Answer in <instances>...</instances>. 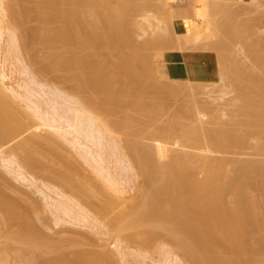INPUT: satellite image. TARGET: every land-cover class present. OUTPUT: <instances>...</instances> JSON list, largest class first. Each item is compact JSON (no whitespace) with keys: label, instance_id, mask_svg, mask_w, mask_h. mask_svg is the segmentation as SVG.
<instances>
[{"label":"bare ground","instance_id":"1","mask_svg":"<svg viewBox=\"0 0 264 264\" xmlns=\"http://www.w3.org/2000/svg\"><path fill=\"white\" fill-rule=\"evenodd\" d=\"M215 1H217L216 2L217 4L221 2L220 0H215ZM211 2L212 0H210V2L209 0H195L190 11H187L186 9H184L183 14L185 16L184 23L186 26V32L184 33L177 32L178 35L177 34L176 35L178 37L177 36L176 37L178 38V40L175 39L176 38L174 36L175 34L173 35L175 38L170 36L172 38L170 42H173V44H176V43L180 44V42L182 41L184 42V40L186 42L188 40L189 42V39L190 40L193 39V42H195L197 40H194V38L197 39L196 37L203 36V35L206 36L207 33L210 34L209 31L214 32L215 29L213 31V28L211 27L212 25H214L213 23H211L213 21V18L212 19L210 18L212 16L211 15L212 10H210ZM136 4H137V0H0V23L5 25L3 27H0V39H1V36L4 35L3 34L4 29H6V27L12 23L13 17H16V18L18 17L19 22L20 21L23 22L21 23L23 25L24 21L26 20L29 21L31 19L30 16L35 15L36 16L35 18L38 20L37 22L39 25L34 30L35 35L33 36L34 37L36 36V38H38L41 41V44L42 43L46 44L50 49V50L48 49L49 54L45 57L44 67L46 68L47 71L49 70L51 72L56 73L57 75L59 73L60 76L62 75V73H64L61 76V77H64L62 79V82L63 80L69 81L80 91V95L78 97L75 96L74 99H71V98L63 99L62 97L63 103L65 105L68 104L67 105L68 109L67 110L64 109L65 111L63 112H61L62 111L61 108L64 105L62 101L59 102L60 100L57 101L51 98L50 102L53 105L52 109L54 110V114H51L50 116V112L46 111L47 114H49L48 120L51 124L56 125L60 119L62 120L64 119L72 126V128H74L78 132V134H80V137L83 136L86 140H91V139H88L91 136L90 133L93 134V132L94 133L98 132L101 135L100 137V135L98 134L99 135L98 137H100V140H97V142L99 141V143L101 142V140L104 139V137L107 134H114L113 133L114 129L112 130V126L118 127L119 125L118 118L120 117L125 118V125H129L130 127H133V129L130 130V132L132 131V136H135V137L131 136L132 139L128 137L129 140L126 141L127 145H125L124 147H127L130 150L131 155L133 156L134 167H136L137 169V175H139L140 178L142 176L141 181H142L143 187L134 194L133 201L134 200L135 201L134 202L132 201L131 203H129L132 205L122 210L121 207L118 206V204L120 205L121 201H123L124 199H128L125 196L119 195V196H113L110 198L106 197L108 199L100 198V196L102 195L101 193L102 190H100L101 192H98L96 188L98 184L94 185L96 184L95 182L91 183L92 181L91 179H90L91 181L88 182L89 179L84 177L85 181L87 180L86 183L84 181H80V179L75 180L74 178H77L78 176L74 177L71 170L68 169L63 172V171L56 169L55 166L52 165L51 169L47 170V180H49V182L42 183V185L46 187L47 190L49 189V191L51 190L52 192H55L54 194L57 195V198L52 197L54 202H51L50 204L55 208V210H59V212L60 210H62L63 215L68 217L67 219V218H62L59 216L60 218H58V222L63 221V222L71 223V221L74 220L80 224L83 223V225L89 224V226L91 227L92 226H97V227L105 226L106 227L107 225L106 222L104 223V221H102L103 217L108 213H109V216L115 215L116 213L114 214V211H117V209H119L120 207L119 209L120 211L118 210L119 212L115 216H111L112 225H115V227L113 228V231L117 234V236H121L123 232H125L126 230L130 231V229H133V230L135 229L134 230L135 232L133 231L134 233H131L130 240H142L146 244H150L155 238L157 237L159 238L160 235L167 234L168 235L167 237L172 241V245L174 244V247H176L178 250L182 252L188 264H262V263L264 264V257H263L264 255H262L261 257H259L260 255L257 257H255L256 255L254 257H249V256H252L251 254L253 255L254 254H264V238L262 237L263 239L261 238L260 240L259 237H257L259 241L255 240L257 241V243H255L254 241V244H252L253 242L250 243L247 241L248 235L250 236V234H256L259 231L260 224L258 223L257 218H255L253 212L250 210L249 206H247L248 203L246 201V196H245V191H246L245 186L246 185L244 183L245 181L243 180V177L245 176V174H247L249 170L248 168L253 169L259 175L260 180L262 181L261 185L259 186L264 191V185H263L264 162L260 164H256L254 166V165H251L250 163H247L246 161H242L234 157L232 158V156L228 157L226 155L227 157H224L225 154L233 152V149H235L233 146H235V144L236 146L238 144V146L240 147L241 144H244L246 142L247 138H245L244 136L247 133L243 136L242 135L243 133L239 134L238 132L234 130V127L233 129L228 128V127H226L225 129L224 127L223 129L221 128L215 129L216 126L212 128L211 126L212 124L209 125L210 122H208L209 123L208 126H211V128L208 129L206 122L210 119L208 120L205 119L206 120L205 122L202 121L204 120V116L201 114L202 112L200 113L201 120H197L194 117H192L196 114L194 113L191 116V112L193 113V111H190V110H192L193 107L192 108L189 107L190 110L187 109L186 107L185 109L190 111V112L188 111L190 113L189 115L194 120H197L196 123L194 124H192L191 122H187L186 120H188L189 117L185 119L186 118L185 115H184V118L183 117L181 118H183L184 121H186L188 124L182 121L183 119L182 120H180V118L178 119L177 117H179L180 114L176 118H172V119L170 118L167 123H164L162 121V115L163 113L166 112V109H165V106H163V104L161 103L162 101L160 102L159 100L160 96L162 97V95H165V94L168 95L167 93L171 91L172 89L173 90L176 89L175 92L173 90L171 91L173 95H175L178 91L180 92V90L184 91V87H182L184 85L179 84L182 80L171 79L169 76L168 78H164L160 80V78L164 77V75H162L163 67L161 70H159L161 67L158 66L159 72H158V76H156L157 72L155 70L152 71L153 65L152 66L148 65V64H152L154 60H151L152 57L151 58L149 57L150 58L149 61L151 63L147 61L148 57L146 54L148 53L146 52L147 50L144 45H147L149 42L156 44L155 43L156 41L155 40L152 41L150 38L155 36V39H156V37L158 36V38L160 39L161 37H159L158 32H155V34L153 33L152 35L154 36H150V38H147V40L143 41L142 44L139 43L140 44V45L138 44L139 47L137 45L135 46L132 44L131 41H135L137 39L136 38L135 40H131V38H133V36L131 35L135 33L132 26L135 23L137 24V22H135L136 20L134 21V19L138 20V18L136 17L134 18L133 15H135L136 11L138 12L144 9V8H141V6L138 4L137 6H139L138 8L140 9L136 8L138 10H134L135 7L133 8V6H135ZM147 6H149V4ZM154 7L156 10L158 6L154 5ZM182 7H186V6H182ZM173 8H176V6L172 7V9ZM131 9L134 14L130 12ZM165 10H167L165 11V13L167 12L170 15V11L168 12V10L170 9L167 8ZM190 13H192L193 15L190 16L189 15ZM137 14H139V12ZM145 14L146 13H143L144 16ZM5 15L10 16V18L8 20H5L4 19ZM169 15L168 16L166 15V16L169 17ZM144 16H143V20H144ZM168 24H167V28H168ZM147 25H150V21H149V24ZM141 26L142 25L140 24V27ZM170 26L172 25L169 24V28H168L170 30V31L168 30L169 33L172 31L171 30L172 27L170 28ZM133 27H135V25ZM163 27L164 26H162V28ZM26 29H27L26 33H28L29 28L26 27ZM17 30H15L12 34L13 38L11 37L12 43L10 46L11 48L10 52L12 51L11 54L15 57L21 55L22 50L24 48V43L27 42V40L25 41V39L22 38V35L20 33L21 30L19 32ZM23 30L25 29L23 28ZM132 31L134 32L132 33ZM213 34L217 35V33H213ZM220 35L221 34H219V36ZM36 38L35 40H37ZM167 38L170 39L169 37ZM210 38L212 37L210 36ZM148 39H150L151 41L147 42ZM174 40H176L177 42ZM38 41H37V44H39ZM161 41L162 40H160L159 42ZM202 42L204 41H201V43ZM225 42L228 43L227 40ZM191 43L192 42L190 41V44ZM250 43H249V47H250ZM258 43H261V42H258ZM256 44H257V41H256ZM122 45H124L125 47L126 45L129 46L128 49L124 47L127 51L123 50L124 52H122V49H121L122 47H120ZM213 45L215 47L217 44L215 45L213 42ZM192 46L194 45L192 44ZM226 46H225V49H226ZM174 47L175 46H172L170 50L173 49ZM209 47H210L209 44H208V47L205 46L206 49H208ZM118 48H120V51L118 50ZM211 48L214 50L213 47ZM220 49H217L216 51H219ZM144 50L146 54L144 53ZM35 51L37 52V50ZM32 53H33V50H32ZM161 53H162L161 51L160 53L158 52L160 56H161ZM223 53L225 54V52ZM223 53L220 55L218 52V56L220 55L219 58L222 57V59L226 62V59L223 58L224 56H222ZM41 54L43 55V53ZM145 55L147 57L146 59H145ZM226 58H227V55H226ZM231 59L229 58L228 60L231 61ZM223 60L221 63L224 68L228 62H226V65L224 66ZM236 61L241 62L240 59L239 60L237 59ZM159 62L162 63L161 60ZM157 64L161 66L163 63L162 64L157 63ZM157 64L155 66H157ZM237 64L239 65L240 63H237ZM140 66L143 68H141ZM155 68L157 67H154V69ZM232 68H230V70H232ZM234 69L235 68H233V70ZM3 72H0V145L9 144V146H11L12 149L14 148V149H18L21 151L20 158H13V157H11L10 159L5 158L6 161L8 160V162H6L5 160L3 161L7 164L9 163L10 165L12 164L13 166H15L13 169L16 170L17 173H19L23 177L22 179L23 181L26 180L27 182L28 181L34 182L38 180L36 179L37 177L36 176L34 177V174L32 175V173H28V172L30 170H33L35 172L38 170L37 167L39 166L41 167L43 165L42 161L40 160L42 159L40 156L45 155L44 150L47 149L46 145L51 143L50 141L53 138L51 140H49L50 139L49 137H47L49 139L43 138L40 135V131H41L40 127L38 125L34 126L33 122L27 119L28 117L27 115L23 116L25 114L24 112H21L24 114H20V111H17V109L15 108L17 104L15 107L13 105L14 98L19 97V96L22 97L23 94L17 89H15L17 87H14L12 85L11 86L14 88L12 87L10 88L13 94L14 93L15 94L10 96L8 93L5 92V89H4L5 85L7 86L10 85V83L9 85L6 84L8 83L6 81L9 80L10 77L8 74H5ZM24 72L25 74H29L28 73L29 71L24 70ZM159 73L161 74L159 75ZM165 73L166 72H164V74ZM233 73L235 74V72ZM154 75L156 77H159V79L158 78L156 79ZM161 75L163 77H161ZM222 75H224V73ZM60 76L58 78H61ZM32 78H33L32 81H34V77ZM220 79H222L221 76H220ZM156 80H160L161 82L159 81L160 83H157ZM169 80L174 82L175 84L171 85ZM224 80H225V77H224ZM240 82H242V79L241 81H239V83ZM34 83L38 84L36 81ZM188 84H190L189 87L191 88V83H188ZM245 85H248V84H246L245 82L244 86ZM199 86L201 87V85ZM244 86H242L241 88H243ZM23 88H25V86ZM260 88H263V87H260ZM201 89L202 88H200V92H201ZM205 89L207 88L205 87ZM25 90L28 93L27 102L30 104L31 107H33L31 104L33 105L36 104V101L33 98L36 96L38 91L32 86L28 88L26 87ZM186 90L188 91V94H189V91L190 93L194 91V89L193 91L192 89H189V90L186 89ZM212 90L210 92H212ZM185 91L183 95L187 96V92L185 94ZM202 91H206L204 90V87ZM214 91L216 92L217 90L214 89ZM243 91L245 92L246 90H243ZM180 93L182 94V92ZM201 93L206 94L205 92H201ZM207 93H208V90H207ZM118 94L120 96H118ZM150 94H152V96ZM121 96L125 97V98L122 97L123 103L126 106L131 108V110L129 109L130 112H127L126 117L122 116L123 114L122 115L120 114L121 112L120 109H122L123 104L121 107L119 106L120 115L118 114V110H116L117 108H114L115 106L119 105V103H121L119 102L122 99ZM147 96L148 97L150 96L153 99L150 100L151 98L149 97L150 101H145L144 99ZM208 96L211 97L210 94ZM243 97L246 98L245 95ZM185 98L188 100L187 97ZM213 98H216V97H213ZM262 99L264 98L262 97ZM200 100H203V99H200ZM226 102H228V99ZM86 104H88L87 107H86ZM229 104L231 105V103ZM89 106H91L90 110L87 109ZM262 106H263V103L261 104L260 108H264ZM18 108L20 109V107ZM38 108L39 106L37 105L36 109ZM173 109H174V106H173ZM228 110H226L225 113H227ZM204 111L205 110H203V113ZM261 111H263V113L261 112L262 114H260L259 112H258L259 114H257V112H254L256 113V115L253 117H256L257 115L262 116L264 114V109H262ZM183 113L184 112H181V114ZM139 114H143L144 116L143 115L139 116ZM204 114H205V118H210V117L212 118V116L207 117L206 111ZM197 115L198 117H200L199 114H196L195 116ZM246 115L248 114L246 113ZM25 117L27 121L25 120ZM262 118H264V116H262ZM262 118L260 119L262 120ZM260 119L258 120L260 121ZM75 120H78V121L75 122ZM164 120L165 122L167 121L166 119ZM201 121L204 126L200 123ZM251 121L252 119L248 118V122H251ZM28 122L29 123L32 122L31 125ZM227 122L228 121H226V123ZM211 123H214V122L212 121ZM232 123L234 122H231L230 124ZM200 124L203 126V128L207 126L205 127L206 130H204L205 128L203 129ZM254 124L256 125V123ZM32 125L37 129H35ZM177 126L181 127L179 130V133L184 138V141H187L190 144H193L191 149H186V145H182V147L180 148L171 147V146H161V145L158 146V144L155 145L156 143L155 144L145 143L146 141L143 142L142 140H140L141 138L145 136H149L151 139L155 141L157 139V143H158L159 137L160 139L162 138V140L165 141L164 143L169 142V140L172 137V134H174V132L178 130ZM236 130L239 131L238 128ZM114 135L116 136V134ZM256 135L257 134H255L254 136ZM76 137L78 138L79 136H76ZM262 137L264 138V136ZM97 142L94 144H98ZM80 143L84 144V142H80ZM123 143L125 144V142ZM260 143L257 147H255L257 148L256 151H259L258 153H260L261 151L264 152V143H261V145ZM175 146H178V145L176 144ZM217 146H219L220 151L221 149H223V151L221 152L222 154L224 152V156L215 157L216 155H214V157H212L213 155L212 152L219 150V148L216 149ZM212 148L213 149L215 148L216 150L213 151ZM58 149L56 150L60 151ZM64 152L66 151H63L62 153ZM209 152L212 155H210ZM60 153L58 155H60ZM48 157L51 163L53 162V164L55 165L57 164L59 166L60 163H58L57 158L51 157V156H48ZM94 159L100 165H102L101 161L105 160L102 157L101 159L97 158V156H94ZM108 170L111 172V169L107 168V170H105L106 173ZM80 171L78 173H80ZM109 171H108V176H107L108 179L110 178V175H111ZM82 176L83 175H81V177ZM55 180L60 181V183H62L63 185L69 184L71 188L75 189L78 192V194H81L85 196L86 198L84 199L81 198L78 201L66 195L67 193L65 194L63 191H60V189L53 188L52 187L53 184L52 185L50 184L53 181L55 182ZM87 182L89 184H87ZM115 183L118 184V186L121 185V182L119 181V179H118V182L115 181ZM69 185L67 188H69ZM64 186H67V185H64ZM99 188L101 187L99 186ZM68 190L70 191L72 189H68ZM75 190L74 192H76ZM116 190L122 192L120 187H118V189L116 188ZM227 190H231V191H227ZM226 191L228 193L234 192L233 193L234 195L232 196L231 199H226L225 197ZM99 193H101V195ZM103 195H104V192H103ZM91 196L92 197L96 196V198L94 197L95 200L93 199L91 200L90 199L92 198ZM97 197L99 198L97 199ZM130 197L132 198V195ZM96 199L98 200L97 202H96ZM83 204L85 206L86 205L89 206V208H91L98 215H93L89 211V209L86 208ZM32 206L34 208L38 207L34 205ZM30 210L32 211V209ZM25 212L26 211H24V213ZM15 216H16V212L12 209V207L7 202V200L0 198V224L1 226H3V227H0V232L4 231V233L1 232V234L3 233L2 235L3 237L0 238L2 239L0 240V259L2 261L7 259V256H8V253H10L9 252L10 250L14 249L15 251H17L16 248L18 247H16L15 243L17 244L18 242L23 243V244L24 243L29 244V247H30L29 250L32 249L31 250L32 252H33V249H37V250L40 249L38 250L39 253H36L37 252L36 250L35 253L37 255L39 254L43 255L45 253L46 255L47 253H50V254L56 253V255L54 254L55 257H53L48 264H86L87 262L86 258L91 257L92 255L91 252L87 250L80 251L79 249L78 251L75 250L76 252L73 250L70 253L69 252L66 253L67 251L65 250V248H61L63 247V245L60 242L63 241L65 237H67L68 241L65 238L67 242L65 241L64 244H68V245H64V246L67 247L71 245V241H73L75 238L77 239L74 240L73 243L80 241L79 237L81 235L83 236V234L85 235V233H81V235L79 234V237L73 238L74 235L69 237V238H72L73 240H70L68 236H63L64 238L61 236L62 237L61 239H60V236L58 237L55 236L56 238L53 237L55 239L54 240L53 238H51L52 236H54L53 234L52 236H49L48 234L42 233L41 231H39L40 229H38V232H36L37 230L35 231L36 233L34 232L35 235L33 237L28 238V236L30 235V231L35 226L32 227L33 223H30L31 221L30 222L28 221L29 223L25 221L22 224H20L17 229L10 230V227L12 226V223L16 218ZM111 222L109 219L108 223H111ZM256 230L258 231L255 233ZM57 238L60 239L61 241L58 240ZM56 239L58 241H56ZM76 244L79 245L80 243L78 242ZM73 245L74 244H72V246ZM25 249H27V246ZM61 249H64L66 252L64 253L59 252ZM27 250L25 252H20V255L16 253L15 251L14 253L18 254V256H21V253H22L23 257H25L24 255L28 254V257H29L31 255L27 253ZM58 253H61V254H58ZM96 254L98 256V253ZM99 255L101 256V254ZM97 256L96 258H98ZM28 257L27 259L30 260V258ZM95 260L97 261L98 259H95ZM30 262L32 263V261ZM101 262L102 260L100 261L99 259V261H97L96 264H103Z\"/></svg>","mask_w":264,"mask_h":264},{"label":"rangeland","instance_id":"2","mask_svg":"<svg viewBox=\"0 0 264 264\" xmlns=\"http://www.w3.org/2000/svg\"><path fill=\"white\" fill-rule=\"evenodd\" d=\"M180 1L181 0H140V1L137 0V4L135 6H133V8L135 7L134 10L140 9V8H138L139 6H137L139 4L141 6V8H144L143 10H141L142 12L138 11L139 14H137L138 12L136 11L135 15H133L134 13L132 12V9H131V11L129 10L131 13H133L132 14L133 17L134 18L136 17L139 20L138 21L137 19H134V21L136 20L135 22H137V24L134 22L135 24L134 23L133 24L135 25V27H133L134 25L132 26L135 33H133L134 31H132L133 34L131 33L132 34L131 36H133L134 39L131 38V40H135L137 38L135 41H131L133 45L138 46L139 43L142 44L143 41L147 40V38H150V36H154L152 34L153 33L155 34V32H158L159 34L158 33H156V34H158L159 37H161L159 39L158 36L156 35L157 36L156 39L158 40V42L155 39V36L152 37L153 39L150 38L152 41L155 40L156 44L149 42V41H151L150 39H148L147 42H149V43L147 45L143 44L146 47V50H147L146 52L148 53V54H146L145 50H144V53L148 57L147 61H149L151 57H152L151 60H154V62H152V64H148V65H150V66L153 65V67H152L153 70L152 69L151 70L152 71L155 70L157 72L156 76H158L159 70H161L163 67L162 75H164V77L161 75V77H163V78H160V80H162L164 78H168V75H167V73L164 74V72H165L164 66L159 61L163 57L164 52L169 50L172 46H175L174 47L175 49L198 48L199 47V49L205 50L206 49L205 46L208 47V44H209L210 47L208 49H209V51H212L214 53L215 58H216V65H217L218 73H217V76L214 80L203 81V82L202 81H193V80H182L179 84L184 85V86H182V87H184V91L186 89H188V90L192 89V91L194 89V91L191 93L189 91V94H188V91L186 90L185 94L187 92V96H185V95H183L184 94L183 90L181 91L180 89H178V90H180V92H182V94L178 91L177 93L178 94L180 93L179 95L177 93H176L177 95L175 93H174L175 95H173V93L171 92L173 89L172 90L169 89L171 91H169L170 93L169 92L167 93L168 95L165 94V95H162V97L160 96L161 99L159 98V100H160V102L162 101L161 103L163 104V106H165V109H166V112L163 113V115H162V121L164 123H167L170 118L171 119L176 118L180 114L179 117H177L178 119L180 118V120H182L184 118V115H185L186 116L185 119H187V117H189L188 120H186V121L194 124V123H196L197 120H201V114H202L204 116V120H202V121L205 122L206 120L210 119L206 122L207 126L209 124L208 122H210L209 125L212 124L211 125L212 128L216 126L215 129H220V128L223 129V127H224V129L226 127L233 129V127H234V130L236 132H238L239 134L243 133L242 134L243 136L247 133L244 137L247 138L248 140L246 139V142L244 144H241L240 147L237 144V146L240 149L235 144V146H233L235 148V149H233V152L227 153L224 156V152H223V154L221 152V151H223V149H221V151H220L219 146H217L216 149L219 148V150H217V151H215L216 150L215 148L214 149L212 148L213 151H215V152L211 151L213 155L209 152V154L212 155V157H214V155H216L215 157H222V156L230 157V156H232V158L234 157V158H237L239 160L246 161L247 163H250L251 165H254V166L256 164H260V163L264 162V152L261 151L260 153H258L259 151H256L257 148H255L259 145L260 142L264 143V138L262 137V136H264V134H263L264 133V118H262V116H264V114L262 116L257 115L256 116L257 118L253 117L256 115V113H254V112H257V114H259V113L262 114L263 111H261V110L264 109V108H260L262 103H263L262 107H264V99H262V97L264 98V89H263L264 88V49H262V48H264V0H220L221 2L218 4L216 3L217 1L212 0V2L210 3L211 4L210 10H212L211 11L212 16L210 18L211 19L213 18V21L211 23H213L214 25H212L211 27L213 28V31H214V29H215V31L214 32L209 31L211 35L209 33H207L212 38H210V36H208L206 34V36L203 35V36L196 37L197 39L194 38V40H197L195 42H193V39L192 40L189 39V42H188V40H187V42L184 40V42L182 41L179 44V43H176L177 42L176 40H178V38H177L178 34L175 30H174L175 33L173 31V29H174L173 28V21H174V18L179 17V16L185 20L183 10H178V11L175 10L177 7H182L181 5H184V4L180 3ZM182 1H184V0H182ZM185 1H187V0H185ZM194 1L195 0L189 1L190 3L192 2V4H190L191 7H192ZM209 2H210V0H209ZM148 4H149V6H147ZM152 4H154L155 6H158L156 8V10H155L154 5H152ZM150 6H152V7H150ZM175 6H176V8L171 9L172 7H175ZM214 6H215V8H214ZM212 7H213V9H212ZM136 8H138V9H136ZM167 8L170 9V10H168V12L170 11V15L167 12L165 13V11H167L165 9H167ZM143 13H146L145 16L143 15ZM166 15L167 16L169 15V17H167ZM189 15L192 16L193 14L190 13ZM143 16H144V20H143ZM35 17H36L35 15L30 16L31 19L29 21L28 20L24 21L23 25L21 24L23 22H21V21L19 22L18 17L17 18L13 17L12 23L10 25H8L6 27V29H4V32H3L4 35H2L1 39H0V45L2 47V48L0 47L1 48L0 49V52H1V54H0V72L4 71L3 73L8 74L10 77L9 80L6 81V82H8L6 84L9 85V83H10V85L9 86L5 85V88H4L5 92L8 93L10 96H12L15 93L13 94L10 87H12V86L17 87L15 89L20 91L23 95H22V97L19 96V97L14 98V102H13L14 107L17 104V106L15 107L17 109V111H20V114L25 113L23 116L27 115L28 116L27 119L32 121L34 126L38 125L40 127V129H41L40 135L43 138L46 139L47 137H49L50 139L47 138L49 140H51L53 138L50 141L51 143H49L50 145L49 144L46 145L47 149L44 150L45 155L40 156L42 158L40 160L42 161L43 165L41 167L39 166L40 168L37 167L38 170L35 168L38 172L37 171L34 172L33 170H30L28 172V173H32V175L34 174V177L35 176L37 177L36 179H38V180H36L34 182L33 181L27 182L26 180L23 181L22 180L23 177L19 173H17L16 170L13 169L15 166H13L12 164L10 165L9 163L7 164L3 161V160L6 161V159H10L11 157L20 158L21 151L18 149H14V148L12 149L11 146H9V144L0 145V198L7 200V202L10 204L12 209L16 212V216H15L16 218L13 221L12 226L10 227V230L17 229L19 227V225L25 221H27V223H29L31 221L30 223H33L32 227L33 226H35V227L30 231V235L28 236V238L33 237L35 235L34 232L36 230H37L36 232H38V229H40L39 231H41L42 233L48 234L49 236H52V234H53L54 236H52L51 238H53L55 236H57V237L60 236V239L63 236H68V238H69L72 235H74L73 238L79 237V234L81 235V233H85V235L83 234L84 238L82 235H81L82 237L81 236L79 237L80 238L79 239L80 241H78L80 243L79 245L76 244L78 242L73 243V241L76 240L77 238H75L74 240L72 238H69L70 240H73V241H71V245L69 243L70 246H67V247L64 246V245H68V244H64L67 237H65L66 239L63 237L64 238L63 241H61L58 238L57 239L60 240L61 242L60 241L59 242L63 245V247H61V248H65V250L67 251L66 252L64 249H61L59 252H63V253L69 252L70 253L73 250L78 251L79 249H80V251H83V250L90 251L92 255H91V257L86 258V260H87L86 264H96L97 261H99V259H100V261L102 260L101 263H103V264H188L184 255L182 254V252L180 250H178L176 247H174V244L172 245V241L167 237L168 236L167 234L161 233L163 235H160L159 238L157 237L158 239L155 238L150 244H146L142 240H130L131 233H134L135 229L134 230L130 229V231L126 230L125 232H123V234L121 236H117V234L113 231V228L115 227V225H112L111 216H115L120 211L119 210L120 207L123 210L125 208H128L130 205H132L129 203H131L133 201L134 194L143 187V184L141 181L142 176L140 178V176L137 175V169H136V167H134V163H133L134 162L133 156L131 155L130 150L127 147H124L125 145H127L126 141L129 140L128 137L130 139H132V137H135V136H132V131L130 132V130H132L133 127H130L129 125H125V118L120 117V118H118V121H119L118 127L112 126V130L114 129L113 133L116 134V136L114 134H107L104 137V139L101 140V142L99 143V141L97 142V140H100L101 135L98 132H96L97 134L93 132L94 135L92 133H90L91 136L93 135L92 138H91V136L90 137L87 136V137H89L88 139H91V140H86L83 136L80 137V134H78V132L74 128H72V126L67 121H65L64 119L63 120L60 119L56 125H53L49 122V120H48L49 114H47L46 111L50 112V116H51V114H54V110L52 109L53 105L50 102L51 98L54 100H57V101L60 100L59 102L62 101V103H63L64 98L74 99L75 96L78 97L80 95V91L69 81L63 80V82H62V79L64 77H61V76L64 73L61 72L62 75L60 76L59 73L57 75L54 72H51L49 70L47 71L46 68L44 67L45 57L49 54V51H48L49 47L44 43L41 44V41L38 38H36V36L35 37L33 36V35H35L34 30L39 25L37 22L38 20ZM166 17H167V19H166ZM9 18H10V16H8V15L4 16L5 20H8ZM217 19H219V20H217ZM149 21H150V25H147V24H149ZM168 23L172 25V26H170V28L172 27V29H171L172 31L170 32L171 34L169 33L170 30L168 29L169 28ZM140 24L142 25L141 27H140ZM167 24H168V28H167ZM3 26H5V25L0 23V27H3ZM162 26H164V27L162 28ZM241 26H243V27H241ZM26 27L29 28L28 33H26L27 32ZM23 28L26 31L23 30ZM141 28H143V29H141ZM157 28H159L160 30ZM15 30H17L18 32L21 30L20 33L22 35V38L25 39V41L27 40V42H25V43L28 44V46H27V44L24 43V48L22 50L21 55L16 56V57L11 54L12 51L10 52V50H11L10 46H11L12 38H13L12 34ZM210 30H212V29H210ZM167 31L169 34L167 33ZM213 33H217L218 36L216 34H213ZM219 34H221V35L219 36ZM173 35L175 37L176 36L177 37L175 38ZM31 36H32V38H31ZM135 36H137V37H135ZM170 36L174 37L176 39V40H174V41H176L175 42L176 44H173V42H170L172 39ZM231 36H233V37H231ZM167 37H169L170 39H168ZM219 37H220V39H219ZM224 37L225 38L227 37V38L225 39ZM249 37H250V39H249ZM33 38H34V40H33ZM35 38L37 40H35ZM216 38H218V39H216ZM198 39L199 40L202 39L201 41H204V42H202L203 44ZM258 39H259V41H258ZM160 40H162V41L159 42ZM226 40L228 41V43L225 42ZM37 41L39 44H37ZM136 41H137V43H136ZM190 41L192 42L191 44H190ZM220 41H222V42H220ZM250 41H251V43H250ZM256 41H257V44H256ZM213 42L215 45L217 44L215 47L213 45ZM218 42H219V44H218ZM258 42H261V43H258ZM134 43H136V44H134ZM165 43H166V45H165ZM181 43H182V45H181ZM249 43H250V47H249ZM145 44H146V42H145ZM192 44L194 46H192ZM177 46H179V47H177ZM225 46H226L227 51L225 49ZM120 47H122L121 48L122 52H124L123 50H126L129 48L128 45H126V47L124 45H122ZM211 47H213L214 50ZM220 48L221 49L223 48V49L221 50ZM208 49H206V50H208ZM210 49H212V50H210ZM217 49H220V50L216 51ZM32 50H33V53H32ZM35 50H37V52ZM118 50L120 51V48H118ZM160 51L163 53V54L161 53V56L158 54V52L160 53ZM218 52L220 55L223 52H225L228 59L232 58L231 61L228 60L226 58V55L223 53V55H222V56H224L223 58H225L226 62H228L226 65V62L222 59V57L219 58L220 55L218 56ZM232 52L234 54L236 53L238 57L236 56V54H235V56H236L235 57ZM41 53H43V55ZM146 55H145V59L147 58ZM158 56H160V57H158ZM157 58H158V60H157ZM236 58L238 60L240 59L242 64H241V62L236 61L237 60ZM222 60L224 61L223 62L224 66L225 65H226L225 67L228 66L227 67L228 69L225 67L223 68V65L221 63ZM234 61L236 64L234 63ZM230 62L231 63L233 62V63L231 64ZM149 63H151V62L149 61ZM157 63L162 64V65L160 66ZM237 63H240V64L238 65ZM156 64H157V66H155ZM243 65H244V67H243ZM158 66L161 67L159 70H158ZM154 67H157V68L154 69ZM232 67L235 69L233 70ZM240 67H241V69H240ZM141 68H143V67H141ZM219 68H220V70H219ZM230 68H232V70H230ZM238 68H239V70H238ZM250 68H252V69H250ZM258 68H259V70H258ZM223 69L225 72L226 71L227 72L225 73L223 71ZM24 70L29 71L28 72L29 74H25ZM220 71L222 74L224 73V75H222L220 73ZM228 71H230V72H228ZM232 71L235 72V74ZM253 73H255V74H253ZM160 74L161 73H159V75ZM229 74H231V75H229ZM238 74H240V75H238ZM253 75H254L255 79H254ZM59 76L61 78H58ZM220 76L222 77V79H220ZM223 76L225 77V80H224ZM227 76H228V78H227ZM32 77H34V81H32V79H33ZM157 78L159 79V77H156V79ZM240 78L242 79V82H240L242 85L239 83V81H241ZM160 80H156V82L160 83L161 82ZM35 81L38 84H35L34 83ZM185 81L187 84L191 83V88L189 87L190 84H188V86H187ZM169 82L171 83V85L175 84L174 82H172L170 80H169ZM245 82L248 85L244 86ZM225 83H227V84H225ZM199 85H201V87ZM238 85H240V86H238ZM24 86H25V88H23ZM31 86L38 91L36 96L33 98L36 101V104H34V105L31 104L33 107H31L30 104L27 102L28 93L25 90L26 87L28 88ZM242 86H244L243 88H245V89L241 88ZM14 87H12V88H14ZM197 87H199V88H197ZM203 87H204V90H206V91H202ZM205 87L207 89H205ZM260 87H263V88H260ZM9 88H10V90H9ZM200 88H202L201 92H205L208 95L210 94L211 97L204 94V93H201ZM214 89H216L217 91L215 92ZM175 90L176 89H174L173 91L175 92ZM207 90H208V93H207ZM211 90H212V92H210ZM243 90H246L245 91L246 93ZM77 92H79V93H77ZM197 92H199V93H197ZM169 94H171V95H169ZM243 94L245 95V97L247 99L243 97L244 96ZM150 95L152 96V94H150ZM188 95L190 98L188 97ZM118 96H120V95L118 94ZM62 97H63V99H62ZM122 97L125 98L124 96H121V98ZM149 97L148 96L146 98L144 97L145 98L144 100L150 101L153 99L150 97L151 99L149 100ZM185 97H187L189 101ZM204 97H206V98H204ZM213 97H216V98H213ZM118 98H120V97H118ZM123 98L119 101L121 103H119V105H117L118 107L115 106L114 108H117L116 110H118V114H119V111L121 110L120 114L121 115L123 114L122 116L126 117L127 112H130L131 108L126 106L123 103ZM175 98H177V99H175ZM185 99L187 100V102ZM200 99H203V100H200ZM204 99H205V101H204ZM227 99H228V102H226ZM157 100H158V98H157ZM199 101H201V102H199ZM166 103H167V105H166ZM214 103H216V104H214ZM222 103H223V105H222ZM227 103L228 104L231 103V105L230 104L228 105ZM88 104H86V107L88 106ZM122 104H123V107H122L123 110L120 109ZM37 105L39 106L38 109H36ZM67 105L68 104H66V105L64 104L63 107L61 106L62 111L61 110L60 111L63 112L65 110H67L68 109ZM172 105L174 106V109H173ZM180 105H182L183 107ZM73 106H75V105H73ZM240 106H241V108H240ZM18 107H20V109ZM90 107L91 106H89L87 109L90 110ZM185 107L187 109H189V107L190 108L193 107L192 110L189 109L190 111H193V113L191 112V116L194 113H196V114H199L200 117H198V115L195 116L196 115L195 114L192 117H194L197 120H194L189 115L190 111L186 110ZM226 107H228V108H226ZM127 108H128V110H127ZM198 110H199V112H198ZM203 110L206 111L207 117L212 116V118L211 117L205 118V114H204L205 111L203 113ZM226 110L229 111V112L227 111L228 114L225 113ZM21 112H24V113H21ZM181 112H184L186 114H184V113L181 114ZM246 113L249 116L246 115ZM143 114H139V116H142ZM119 115H118V117H119ZM174 115H176V116H174ZM244 115H245V117H244ZM163 116H165V117H163ZM181 117H183V118H181ZM248 118L252 119V121L248 122ZM260 118H262V120ZM27 119L25 117L26 121H27ZM164 119H166L167 121L165 122ZM202 119H203V117H202ZM214 119H216V120H214ZM223 119H225V120H223ZM258 119H260V121ZM76 121H78V120H75V122ZM182 121H184V119ZM186 121H184V122L187 123ZM202 121L200 122L201 124H202ZM212 121L214 123H211ZM226 121H228V122L226 123ZM32 122H30V123L28 122V123L31 125ZM215 122H216V124H215ZM231 122H234V123H232L234 126L232 124H230ZM191 123H189V124H191ZM246 123H248V124H246ZM254 123H256V125ZM202 125H201V127L203 128L204 125L203 126ZM254 125L256 128L254 127ZM207 126H205V127H207ZM211 126H208L207 128L209 129V128H211ZM180 128L181 127H178V130H176L174 132V134H172L171 139L169 140V142H166V143H164L165 141H163L162 138L160 139V137L158 138L159 139L158 143H157V139L155 141V140L151 139L149 136H145V137L141 138L140 140H142L143 142L146 141L145 143H151V144L156 143L155 145L158 144V146L161 145V146H171V147L180 148V147H182V145H186V149H191L193 144H190L189 142L184 141V138L179 133ZM237 128L239 131L236 130ZM35 129H37V128H35ZM89 129H91V128H89ZM204 130H206V128ZM127 133L129 136L127 135ZM98 134L100 135V137H98L99 136ZM255 134H257V135L254 136ZM86 135H84V136H86ZM76 136H79L78 138H80V139H78ZM246 136H248L249 138ZM173 137H175V138H173ZM92 139H94V140H92ZM94 141H96L98 144H94V143H96ZM80 142H84V144H81ZM123 142H125V144ZM159 143H161V144H159ZM261 143H260V145H261ZM122 144H123V146H122ZM176 144L178 146H175ZM118 145L120 148L118 147ZM242 145H243V147H242ZM122 147H124V148H122ZM61 148H62V150H61ZM56 149H58L60 151H57ZM63 151H66V152L62 153ZM59 153H60V155H58ZM42 156H44V157H42ZM48 156L57 158L58 163H60L59 166L57 164L56 165L53 164V162L51 163L49 161ZM94 156H97V158H100V159H101V157L105 159L104 161H101L102 165H100L94 159ZM62 157H63V159L66 157L64 159V161H63ZM65 160L66 161L68 160L67 161L68 163ZM6 162H8V160ZM5 165H7V166H5ZM52 165H54L56 169L63 171V172L68 170V169L71 170L74 177L78 176L77 178L73 177L75 180L80 179V181H84L86 183L87 180L85 181V178H84V177H86L87 179H89L88 182H90L92 180L91 183L95 182L96 184H94V185L98 184L96 186L98 192H101L100 190H102V192H101L102 195L104 192L103 196L101 195V193H99L101 195L100 198L108 199V198L113 197V196L123 195L128 199H124L123 201H121L122 203L120 202V205L118 204V206H120V207H119V209H117V211H114V214L116 213L115 215L109 216V213H108L103 217L102 221H104V223L106 222V224H107V225L105 224L106 227L105 226H100V227L92 226L91 227V226H89V224L83 225V223L80 224L74 220H72L71 223L63 222V221L58 222V218L62 217V218L68 219V217L63 215L62 210H60V212H59V210H55V208L50 204L51 202H54L53 198H57V195L54 194L55 192H52L51 190L49 191V189L47 190L46 187H44L42 185V183L49 182V180H47V170L51 169ZM105 165L107 166L108 169H111V172L108 170L111 173L109 179L107 177L108 171H107V173L105 171V170H107ZM129 166H131L132 168ZM248 169H247L248 170L247 174H245L246 177L245 176L243 177V180L245 181L244 183L246 185L245 186V190H246L245 196H246V201L248 203L247 206H249L250 210L253 212L255 218H257V221L260 224L259 231L256 230L255 233L258 231L256 234H250V236L248 235V237H247V241L250 243L253 242L252 244H254L255 240L259 241V239L261 240L262 237L264 238V191L259 186L262 183L259 175L253 169H250V168H248ZM79 171H80V173H78ZM112 171H113V173H112ZM81 175H83V176L81 177ZM88 175H90V176H88ZM118 179L121 182L120 186H118V184L115 183V181L118 182ZM88 182H87V184H89ZM50 185H52L53 188L60 189V191H63L65 194L67 193L66 195L72 197L75 200L79 201L81 198L82 199L86 198L85 196L78 194V192L75 189L71 188V186L69 184H64V185H67V186H64L58 180H55V182L53 181ZM68 185H69V188H67ZM263 185H264V182H263ZM99 186L101 188H99ZM118 187L121 188L122 192L116 190V188L118 189ZM68 189H72L73 191L70 190L71 191L70 192ZM74 190L76 192H74ZM227 191H231V190H227ZM72 192H74L75 194ZM226 192H225L226 199H231L232 196L234 195L233 194L234 192H231L232 194L228 193V192L226 193ZM131 195H132V198L130 197ZM94 197L96 198V196H94ZM94 197H92L90 199L95 200ZM106 197H108V198H106ZM98 198L99 197H97V199ZM97 199H96V202L98 201ZM32 205L38 206V207H35L36 208L35 209ZM85 207L88 208L89 211L93 215H98L91 208H89V206L86 205ZM30 209H32V211ZM33 210H34V212H33ZM24 211H26V212L24 213ZM109 219H110L111 223H108ZM0 227H3V226H1V224H0ZM1 232L4 233V231H1ZM1 232H0V238L3 237L2 236L3 233L1 234ZM257 237H259V239ZM81 238H83V239H81ZM57 239H56V241H58ZM0 240H2V239H0ZM70 240H69V242H70ZM67 241H68V239H67ZM257 241H255V243H257ZM24 244L20 243V242H18L17 244L15 243L16 247H18V248H16V247H14V248H16L17 251H15L14 249L10 250L9 251L10 253H8L6 260L2 261L0 259V264H48L50 262V260L53 257H55V255H56V253H54L55 255L53 253L52 254L47 253V255H46V253L43 255H40V254L37 255L36 253H39L38 250H40V249H38V250L33 249V252H32L31 251L32 249L29 250V248H30L29 244H27V243L25 245ZM72 244H74V245L72 246ZM26 246H27L28 250L25 249ZM23 248H24V250H23ZM26 250H27V253H29V255H31V256L34 255V256L28 257V254H26L27 256L24 255L25 257H23L22 253H21V256L23 259L21 258V256H18V254L20 255V252H25ZM36 250H37V252H36ZM14 251L18 254H15ZM29 251L32 253H30ZM96 253H98V256ZM58 254H61V253H58ZM94 254H96V255H94ZM99 254H101V256ZM251 255L252 256H249V257H254L255 255H256L255 257H257L259 255H260L259 257H261L264 254H254V255L251 254ZM96 256L98 258H96ZM99 256L102 258H100ZM27 257L30 258V260L27 259ZM31 259H33V260H31ZM95 259H98V260L96 261ZM30 261H32V263Z\"/></svg>","mask_w":264,"mask_h":264},{"label":"crops","instance_id":"3","mask_svg":"<svg viewBox=\"0 0 264 264\" xmlns=\"http://www.w3.org/2000/svg\"><path fill=\"white\" fill-rule=\"evenodd\" d=\"M180 1L184 4L177 7V10L190 11L192 2ZM187 2V3H186ZM172 9V8H171ZM173 28L178 33L186 32V26L182 17H176L173 21ZM164 70L171 79L211 81L217 76L218 69L216 58L212 51L198 48L169 49L164 52L160 59Z\"/></svg>","mask_w":264,"mask_h":264}]
</instances>
